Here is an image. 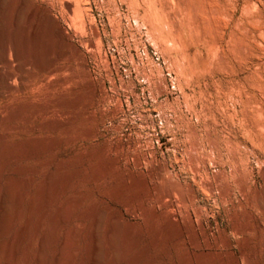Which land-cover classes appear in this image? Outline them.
<instances>
[{
  "label": "rangeland",
  "instance_id": "obj_1",
  "mask_svg": "<svg viewBox=\"0 0 264 264\" xmlns=\"http://www.w3.org/2000/svg\"><path fill=\"white\" fill-rule=\"evenodd\" d=\"M7 1L13 264H34L51 222L43 264L68 237L65 264H88L97 216L99 264L113 218L118 264H264V0Z\"/></svg>",
  "mask_w": 264,
  "mask_h": 264
},
{
  "label": "bare ground",
  "instance_id": "obj_2",
  "mask_svg": "<svg viewBox=\"0 0 264 264\" xmlns=\"http://www.w3.org/2000/svg\"><path fill=\"white\" fill-rule=\"evenodd\" d=\"M8 4L9 2L6 0V1H3L2 2V5L0 3V7H2V12L6 14L7 12V9H8ZM9 39V37L7 38ZM8 49H9V44L6 42V39L3 35H1V17H0V66L3 65V66H6L8 64V60H7V52H8ZM18 52L15 51V55L16 57H18ZM41 69H43L44 71L45 70H49L48 67L44 66V65H41L40 66ZM3 69V68H2ZM20 70H23V68H19ZM6 70V69H5ZM13 79H15L14 75L12 73H9L6 71L5 72H2L0 74V93H1V98L4 97L6 94L8 93H11L15 88L13 87L12 85V82H13ZM23 81V80H21ZM20 88V87H19ZM12 155V154H11ZM18 159V158H17ZM2 173V172H1ZM10 179V178H9ZM29 180V179H28ZM26 182V185H29L30 183V180ZM25 181V180H24ZM9 182V181H8ZM6 184V183H5ZM18 185V184H17ZM24 185V184H23ZM13 186V185H12ZM54 186V185H53ZM10 187V186H9ZM8 187V188H9ZM16 188V187H15ZM21 188V187H20ZM16 189H19V188H16ZM13 191L15 189H12ZM47 190V189H46ZM49 190V189H48ZM20 191V189H19ZM43 191V190H42ZM166 191V190H165ZM11 192V189L9 188V191L7 193V198H9V194ZM17 192V190H16ZM167 192V191H166ZM19 194V192H17ZM16 193V194H17ZM37 194V193H36ZM5 195V194H4ZM48 195V194H47ZM169 195V194H168ZM16 197V196H15ZM21 197V196H20ZM18 195H17V201H14V202H17L16 204H18V202L20 201V198ZM5 198V199H7ZM23 198V197H22ZM4 200V199H3ZM46 200V199H45ZM9 201V199H7V202ZM0 202H3V201H0ZM6 202V201H5ZM4 202V203H5ZM10 202V201H9ZM4 203L2 204V206L0 205V237H1V232L3 230V226L4 225V220H5V216H6V212L7 210H5V206H4ZM10 204V203H8ZM14 204V203H12ZM7 205V204H6ZM11 205V204H10ZM32 205V204H31ZM20 206V205H19ZM32 210V209H31ZM6 211V212H5ZM13 211V210H12ZM68 212V210H65ZM65 211L63 212V214H65ZM71 211V210H70ZM15 213V212H14ZM13 214V213H12ZM67 214V213H66ZM62 215V214H61ZM60 215V217H62ZM101 215V214H100ZM65 216V215H64ZM8 217V216H7ZM69 217V216H68ZM67 217V218H68ZM101 217V216H100ZM100 217L97 216V218H95V224H94V229H93V232H92V237H91V249H90V257H89V261H88V264H99L100 261H102V246H101V235H100V230H101V226H102V219H100ZM11 218V217H10ZM9 218V219H10ZM66 216L62 219H65ZM102 218V217H101ZM7 219V218H6ZM58 219V218H57ZM61 219V218H60ZM54 221H57V220H54ZM61 221V220H59ZM58 221V222H59ZM64 221V220H63ZM62 221V222H63ZM61 222V223H62ZM57 223V222H56ZM56 223H52L50 224V230H49V233L48 235L45 234L43 237H40L39 240H38V246H37V254L34 256L33 258V263L34 264H43L45 258H46V255H47V247H48V241H49V238L51 237V235H53V233L55 232V229H56ZM8 224V223H7ZM9 225V224H8ZM119 225H120V221H118V219L116 218H113L112 219V222L109 226V228L107 229V240H108V244L110 246V259H111V263L110 264H118V262H120V248H119V243H118V231H119ZM73 228V227H72ZM27 227L26 225L23 226L18 234H16V236L12 239V241L7 245H2L0 246V254L3 253L5 254V259H6V263L5 264H13L15 263L16 259L14 258L15 256V253H16V249L18 246L17 243L19 241V238L22 236L23 233H25ZM79 229V228H78ZM74 230V229H73ZM75 231V230H74ZM16 232V231H15ZM73 233V232H72ZM71 233V234H72ZM171 233V232H170ZM67 234V233H66ZM77 234V233H76ZM69 235V234H68ZM67 235V236H68ZM66 236V235H65ZM66 236V237H67ZM79 236V235H78ZM72 237H75V232L73 233ZM74 239V238H73ZM69 240L70 238L68 237L67 239H65V241L63 242V244L61 245V251L56 255L55 259H53V263L52 264H62L65 260V257H64V254H63V251L64 249H66L70 243H69ZM52 242V241H51ZM73 242V241H72ZM71 242V243H72ZM137 242V241H136ZM135 242V243H136ZM134 243V244H135ZM75 251V250H74ZM78 252V251H77ZM2 254V255H3ZM87 254V253H86ZM74 255V254H72ZM4 256V255H3ZM67 256V255H65ZM71 256V255H69ZM68 256V258H69ZM70 259V258H69ZM68 260V259H67ZM74 260V259H73ZM2 261V260H1ZM69 261V260H68ZM31 261L26 260V263L25 264H30ZM75 262V261H73ZM45 264V263H44ZM65 264V262H64Z\"/></svg>",
  "mask_w": 264,
  "mask_h": 264
}]
</instances>
